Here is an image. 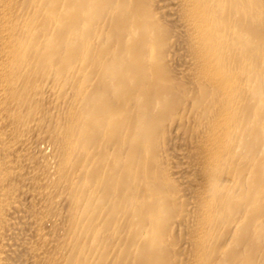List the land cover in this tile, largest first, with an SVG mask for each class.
Listing matches in <instances>:
<instances>
[{"label":"bare ground","instance_id":"1","mask_svg":"<svg viewBox=\"0 0 264 264\" xmlns=\"http://www.w3.org/2000/svg\"><path fill=\"white\" fill-rule=\"evenodd\" d=\"M0 264H264V0H0Z\"/></svg>","mask_w":264,"mask_h":264}]
</instances>
